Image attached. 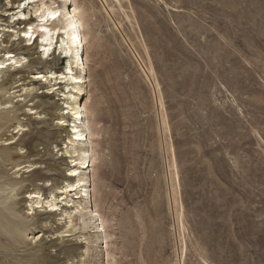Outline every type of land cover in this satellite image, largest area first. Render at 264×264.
<instances>
[{"label": "rangeland", "instance_id": "obj_1", "mask_svg": "<svg viewBox=\"0 0 264 264\" xmlns=\"http://www.w3.org/2000/svg\"><path fill=\"white\" fill-rule=\"evenodd\" d=\"M76 1L88 10L87 90L99 131L91 205L113 257L74 221L71 237L52 240L59 230L49 223L14 249L0 241V264H264V0ZM54 57L61 72L67 59ZM46 112L39 124L21 117L30 129L22 139L41 126L35 150L56 158L65 134L48 139L55 111ZM4 170L1 195L10 179L32 175Z\"/></svg>", "mask_w": 264, "mask_h": 264}, {"label": "bare ground", "instance_id": "obj_2", "mask_svg": "<svg viewBox=\"0 0 264 264\" xmlns=\"http://www.w3.org/2000/svg\"><path fill=\"white\" fill-rule=\"evenodd\" d=\"M0 11V140L7 136L0 146V241L14 249L16 243L25 244L26 240L34 239L28 238L27 234L32 227H47L49 223L55 224L59 230L55 232L59 236L52 240L63 239L74 233V221H81L83 230H93L97 234L95 242L104 244L108 261L113 256L106 250L110 237L106 233V221L97 213L96 205H91L97 161L93 141L99 131L92 119L94 109L87 90L85 50L90 32L85 30L88 24L86 5L76 0H0ZM56 52L60 58L63 55L67 59L61 72L56 71ZM50 59L54 64L48 66ZM28 71L30 75L26 77L24 72ZM84 96L87 98L82 103ZM14 98L18 100L12 102ZM21 102L29 105H21ZM27 107L30 108L25 110ZM49 109L55 112L51 121L53 132L48 139H59L61 133L65 134L63 144L66 146L56 151V158L40 155L35 150L37 145L32 143L33 140L45 136L41 126L35 128L38 130L30 133L27 140L22 139L30 129L21 125L24 119L21 117L36 116L28 119V123L39 124L44 117L38 116ZM15 120L18 121L17 127L11 135H6L2 129ZM17 134L20 137L16 138ZM45 142L48 152L51 143L49 140ZM21 146L27 150L24 152ZM56 160L64 166L63 172H58L59 168L49 163H56ZM7 166L16 169L13 174L32 175L10 179V192L1 195L4 192L1 185L8 183L3 178ZM41 169L47 171L33 176ZM53 176L61 180L51 179ZM36 178L42 183L35 184ZM48 196L50 200H46ZM61 202L62 205H57ZM64 228L65 231H60ZM43 236L40 234V238ZM85 253L82 251L80 257Z\"/></svg>", "mask_w": 264, "mask_h": 264}]
</instances>
